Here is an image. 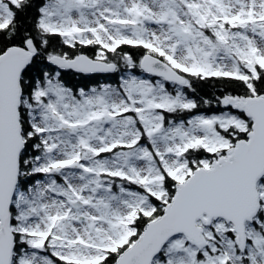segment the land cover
I'll use <instances>...</instances> for the list:
<instances>
[{"label":"snow or ice","instance_id":"snow-or-ice-1","mask_svg":"<svg viewBox=\"0 0 264 264\" xmlns=\"http://www.w3.org/2000/svg\"><path fill=\"white\" fill-rule=\"evenodd\" d=\"M0 264H264V0H0Z\"/></svg>","mask_w":264,"mask_h":264},{"label":"trees","instance_id":"trees-1","mask_svg":"<svg viewBox=\"0 0 264 264\" xmlns=\"http://www.w3.org/2000/svg\"><path fill=\"white\" fill-rule=\"evenodd\" d=\"M53 44H59V38H54ZM127 51H131L133 55L139 56L140 53L130 48L129 46H123ZM91 54V51L89 50ZM62 73V77L64 81L68 84V86L78 89L81 87H85L90 89L92 87H96L97 85L103 84H118L121 80L120 73H112V74H94V75H84L81 73L74 72L72 70H60ZM130 72H133L137 75L140 74V70H133L124 73V75H128ZM221 86L218 84H213L211 82H201L197 85V95L201 98L212 99L214 101V97L220 94ZM204 112L211 113L214 110H218L215 103L213 105L202 107L201 109Z\"/></svg>","mask_w":264,"mask_h":264},{"label":"water","instance_id":"water-1","mask_svg":"<svg viewBox=\"0 0 264 264\" xmlns=\"http://www.w3.org/2000/svg\"><path fill=\"white\" fill-rule=\"evenodd\" d=\"M74 71V70H72ZM75 72V71H74ZM82 74V73H81ZM95 74H112V73H95ZM84 75H94V74H84Z\"/></svg>","mask_w":264,"mask_h":264},{"label":"rangeland","instance_id":"rangeland-1","mask_svg":"<svg viewBox=\"0 0 264 264\" xmlns=\"http://www.w3.org/2000/svg\"><path fill=\"white\" fill-rule=\"evenodd\" d=\"M132 74H135V73H133V72H130L128 75H132ZM107 84V83H106Z\"/></svg>","mask_w":264,"mask_h":264}]
</instances>
